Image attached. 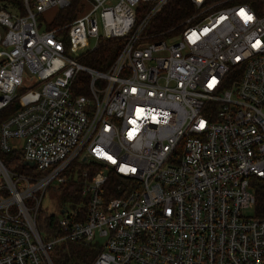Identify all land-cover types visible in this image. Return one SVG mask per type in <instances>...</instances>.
I'll return each mask as SVG.
<instances>
[{"label": "built area", "instance_id": "built-area-1", "mask_svg": "<svg viewBox=\"0 0 264 264\" xmlns=\"http://www.w3.org/2000/svg\"><path fill=\"white\" fill-rule=\"evenodd\" d=\"M169 1L71 18L75 0H0V264H54L69 242L99 245L92 264H264V0H190L155 39ZM103 40L122 42L108 68L83 64Z\"/></svg>", "mask_w": 264, "mask_h": 264}, {"label": "trees", "instance_id": "trees-1", "mask_svg": "<svg viewBox=\"0 0 264 264\" xmlns=\"http://www.w3.org/2000/svg\"><path fill=\"white\" fill-rule=\"evenodd\" d=\"M79 0H75L74 6L69 10L68 16H76L77 4ZM195 12L194 6L190 0H170L164 9L152 21L149 31L153 34V38L158 39L165 35L178 32L182 28V22ZM122 42L117 40H103L97 47L87 52L82 63L95 68L97 70H106L110 63L116 58ZM89 77L86 74L80 76V83L83 87L79 92H87V84ZM2 161L8 167L16 170L29 169L24 164L18 153L1 154ZM30 171V170H28ZM79 184L70 183L64 186L61 201L73 199V192L79 190ZM257 214L264 218V181H261L257 189ZM56 216L49 215L46 212H39L38 226L43 234L51 233L55 228ZM101 248L97 244H85L82 242H69L57 245L51 252V258L54 264H92L98 256Z\"/></svg>", "mask_w": 264, "mask_h": 264}, {"label": "rangeland", "instance_id": "rangeland-1", "mask_svg": "<svg viewBox=\"0 0 264 264\" xmlns=\"http://www.w3.org/2000/svg\"><path fill=\"white\" fill-rule=\"evenodd\" d=\"M52 13L48 15L47 19H51ZM11 169V167H8ZM56 201L50 198V192H46V195L42 201V208L50 214H58Z\"/></svg>", "mask_w": 264, "mask_h": 264}, {"label": "water", "instance_id": "water-1", "mask_svg": "<svg viewBox=\"0 0 264 264\" xmlns=\"http://www.w3.org/2000/svg\"><path fill=\"white\" fill-rule=\"evenodd\" d=\"M26 164L29 165V166H33L32 162H26Z\"/></svg>", "mask_w": 264, "mask_h": 264}, {"label": "bare ground", "instance_id": "bare-ground-1", "mask_svg": "<svg viewBox=\"0 0 264 264\" xmlns=\"http://www.w3.org/2000/svg\"><path fill=\"white\" fill-rule=\"evenodd\" d=\"M25 165H27L26 163H25ZM29 166V165H28ZM10 169V168H9Z\"/></svg>", "mask_w": 264, "mask_h": 264}]
</instances>
